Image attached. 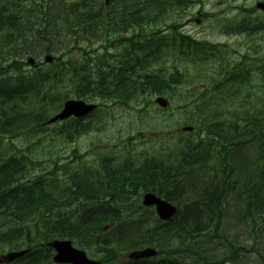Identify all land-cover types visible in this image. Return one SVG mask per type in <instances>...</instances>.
<instances>
[{"label": "trees", "instance_id": "16d2710c", "mask_svg": "<svg viewBox=\"0 0 264 264\" xmlns=\"http://www.w3.org/2000/svg\"><path fill=\"white\" fill-rule=\"evenodd\" d=\"M190 3L115 0L106 6L101 0H0V142L43 132L45 121L71 94L115 103L147 100L143 104L150 105L152 95L174 96L181 85L198 79L177 66L169 72L155 67L166 57L199 54L208 47L179 32ZM31 43L40 45L31 49ZM20 52L50 53L56 55L55 62L25 68ZM114 52L111 60L108 55ZM203 106L207 108L201 110V119L210 124L211 106ZM260 107L250 106L248 126L245 119L238 124L234 118L233 139L239 134L240 141L230 143L229 161L217 173L209 168L215 154L206 144L194 147L188 163L177 156L149 158L137 165L128 160L116 167L102 163L103 168L87 178L56 162L54 171H37L42 163L52 164L50 151L29 154L16 149L4 154L0 150V253L23 239L51 238L80 243L113 238L123 249L142 242L167 249L172 245H166L165 237L175 233L171 241L181 236L180 228L187 233L181 236L187 244L184 262L181 248L175 249L170 264H204V245L224 247L232 239L227 238L229 228H238L249 218L248 227L254 232L264 220V164L258 163L264 159V134L257 132L264 128ZM88 130L90 126L78 122L60 135L72 142ZM198 165H208L207 170L197 171ZM188 170L194 172L185 174ZM142 189L176 202V218L162 224L146 217L154 224L150 226L142 218L134 220L129 214H138L140 206L136 200L127 202L131 197L125 196ZM225 205L233 210L232 220L225 216ZM114 222L119 225L104 232ZM198 238L207 242L194 243ZM232 250L231 264L248 263Z\"/></svg>", "mask_w": 264, "mask_h": 264}, {"label": "rangeland", "instance_id": "374dc122", "mask_svg": "<svg viewBox=\"0 0 264 264\" xmlns=\"http://www.w3.org/2000/svg\"><path fill=\"white\" fill-rule=\"evenodd\" d=\"M257 1L263 0H203V5L193 3L186 9L187 16H185L181 21L182 23L183 21L188 23L189 20L190 23L186 26L183 25L180 27V29L186 31L187 33H191L196 39L207 40L209 42L220 44L228 43L226 45V49L229 51L227 60H230L233 63L242 60V57L246 55L255 56L254 51L256 50H259L261 54L264 55V29L254 31L252 33V36L254 37L249 39L245 34L240 32L237 34L225 33L224 27L220 25L223 21H229L232 23L240 22L242 20L249 19V17H254L255 19L254 23L250 24L253 28H255V24H259V21L264 23V11L256 10L253 13L247 14L242 13L236 8V6L248 8ZM198 10L203 12H211V14H215L223 10V14L220 16L222 19L217 20V16L211 15L205 20L204 23L201 21L199 24H197L195 19L200 16L197 14ZM31 45L33 46L32 48L30 47L31 49H36L40 44L31 43ZM23 54V52L19 53L21 59L24 57ZM34 57L36 58L37 56ZM26 58L27 57H25L23 60L26 61ZM37 60L43 61V57L41 56L40 58H37ZM173 65L184 70L186 67L192 66V62L187 59H173V57L170 56L164 58L157 68L163 67L170 71ZM197 83L200 82H196L195 84ZM257 86L258 88L262 87L264 91V84H261L259 81H257ZM154 98L155 96L152 97L153 100ZM261 98H264V94ZM175 102H180V104H182L180 100ZM140 108L141 106H126L115 107L108 112H105L107 109L96 112L91 118H88L93 124L92 130L81 135L73 142H66L63 137L55 136V134L57 135V133L60 132L59 128L65 125V123L59 122L53 126L49 125L50 128L45 130L44 135L43 132H41L38 134V136L33 137L25 136L23 138L18 137L12 140L7 138L0 144V150L4 154L14 152L15 147L22 148L29 154H36V149L41 153L50 151L52 164L50 165L45 162L40 164L38 169L36 168L37 171L42 170L44 173H48L51 170L54 171L55 162L60 165H68L70 169V162L73 159L74 164H72V166H74L73 168H76L77 164L75 163L77 162V159L73 158V154L86 155L85 157H82L83 164H78L82 165L79 170L84 172L89 169H94L96 160H99L97 156H102L108 152H111V156L120 159H140L147 155H152L154 151L161 147L172 146L178 140L176 136L157 139L156 136L160 134L161 131H152L155 130V128L152 127H158V123L160 121L167 123L170 118H162V114L159 115L155 113V107H149V113L146 111L144 114L140 113ZM170 111L172 110L161 113L168 114ZM90 120L85 119L84 121ZM182 122L183 120L180 123ZM160 125H164V123H160ZM65 126L67 127V124ZM174 129L175 128L169 129L168 132ZM161 153L162 152H160V154ZM228 161L229 160L225 158L222 163H218L213 166L209 165V168H211V172L217 173L221 170H224L223 167L226 166L225 163ZM207 166L208 165H198L196 166V170H207ZM197 167H199V169H197ZM72 170L73 169L69 171ZM191 172L194 171L188 170V172L185 174ZM230 173L232 172H227L228 176ZM225 192L226 191L224 189L223 193ZM134 200V198H130V200L128 199L127 202L132 201L134 204ZM183 207H185V205ZM223 209H226L225 216L232 220L234 218V214L231 213L233 212L232 208L229 209V205H225V208L223 207ZM228 209L230 212L227 211ZM250 222L251 219L245 218L243 223H241L238 228L228 229L229 235L227 238L232 237V239L229 243H226L227 246L223 245L226 248H223L222 246L204 245V247H206L203 250L205 255L204 264H231L233 261L230 253L233 248L238 249V257L242 256V258L244 257L243 260L248 261V263L244 264H264V231H262L261 234L258 233V237L254 236L257 230L253 232L252 228L248 227L250 226ZM178 230L181 231V236H186L187 233L183 229L179 228ZM175 235V233H172L168 234L166 237L164 236L166 238V242L168 243ZM201 242L207 241H197V243Z\"/></svg>", "mask_w": 264, "mask_h": 264}, {"label": "water", "instance_id": "95a60500", "mask_svg": "<svg viewBox=\"0 0 264 264\" xmlns=\"http://www.w3.org/2000/svg\"><path fill=\"white\" fill-rule=\"evenodd\" d=\"M259 7L263 8V5L259 4ZM45 59L47 61H50L51 57L46 56ZM157 102L161 104L162 106L166 105V101L162 98H158ZM93 107L94 105L86 104L82 100L69 99L65 101L62 111L59 112L54 117H52L48 122H53V121H56L57 119H64L66 117H69L70 115L81 116L89 112L91 109H93ZM143 203L145 205H155L156 210L162 219H169L175 212V208L172 205H170L169 203L163 200H160L154 194H151V193H147L144 195ZM51 245L57 251L55 260L58 262L72 261L73 264H90L86 260H84L83 258L84 253L82 251H78V250L71 248L70 242L54 241L51 243ZM20 254L21 253H11L7 256H4L3 258L4 260L9 261L10 259L17 257ZM154 254H155V251L153 249H145L143 251L131 253L130 257L142 258V257L151 256Z\"/></svg>", "mask_w": 264, "mask_h": 264}, {"label": "bare ground", "instance_id": "6f19581e", "mask_svg": "<svg viewBox=\"0 0 264 264\" xmlns=\"http://www.w3.org/2000/svg\"><path fill=\"white\" fill-rule=\"evenodd\" d=\"M42 22V21H41ZM42 25V24H41ZM251 32H253L254 31V29H251L250 30ZM127 199L128 198H134L135 199V195L134 194H128V195H126L125 196ZM177 209H178V207H177ZM148 222H150L151 224H153V222H152V220L150 221L149 219H146ZM173 221V220H172ZM128 224V223H127ZM154 225V224H153ZM131 226V225H130ZM245 227V226H244ZM180 236V235H179ZM180 238H181V236H180ZM200 239L198 238V239H196L195 240V242L194 243H197V241H199ZM182 241H183V245H182V251H181V257H182V262H184V252H185V250H186V248H187V244L184 242V240L182 239ZM166 245H168V244H166ZM165 246V245H164ZM165 249H166V247H164ZM167 248H168V246H167ZM224 248V247H223ZM172 261V260H171ZM225 262V261H224Z\"/></svg>", "mask_w": 264, "mask_h": 264}, {"label": "flooded vegetation", "instance_id": "af4514ba", "mask_svg": "<svg viewBox=\"0 0 264 264\" xmlns=\"http://www.w3.org/2000/svg\"><path fill=\"white\" fill-rule=\"evenodd\" d=\"M257 228V227H256ZM258 228H264L263 226H259ZM182 240V238H180Z\"/></svg>", "mask_w": 264, "mask_h": 264}]
</instances>
